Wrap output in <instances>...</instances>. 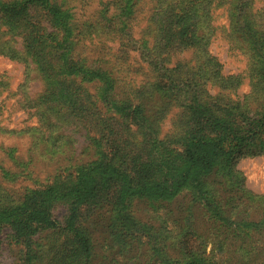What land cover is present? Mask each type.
Here are the masks:
<instances>
[{
  "label": "rangeland",
  "instance_id": "1",
  "mask_svg": "<svg viewBox=\"0 0 264 264\" xmlns=\"http://www.w3.org/2000/svg\"><path fill=\"white\" fill-rule=\"evenodd\" d=\"M69 1L74 12L72 22L77 26L74 32L72 24L65 25L67 17L49 21L36 12L26 17L28 21L41 19L48 29H57L59 45H51L50 41L40 43L33 52L26 50L27 63L0 54V211L22 202L32 191L46 194L49 186L76 185V169L92 165L95 160L99 164L93 165L95 170H89V175L98 185L95 195L87 201L78 202L74 194L52 200L51 225L45 228L43 224L34 225L33 230L37 231L23 239L16 238L9 224L0 219V264H16L26 249L40 246L42 240L51 248L46 260L50 264L60 263L61 254L52 249L68 244L71 236L79 239L80 232L88 230L98 240H104L105 245H97L105 246L97 257H105L107 264H132L137 255L154 254L158 234L150 230L146 221L153 225L159 219L162 222L160 215L165 208L157 211V202L151 209L149 203L143 204L135 195H125L130 181L137 188L145 176L153 175V170L155 184H167L172 179L185 182L184 193L168 200L167 210H174L175 219L181 216L187 219L185 231L191 230L193 234L195 264H264V155L232 153L226 160L216 155L217 174L209 176L207 183L215 186L220 198L216 197L218 203H211L208 212L206 200L201 198L196 203L189 200L199 183L194 180L204 173L201 163L192 164V160L183 156L175 157L170 168L174 172L168 176L164 168L158 167L157 158L145 164L151 134L141 136L132 120L130 99L148 90L149 97L145 96L144 101L146 111L153 116L152 128L161 138H171L173 147L181 151L180 137H175L183 120L179 107L169 100L164 85L152 84L161 76L141 58L130 40L150 31L148 19L154 14V25L161 34V38L152 39L155 53L168 50L167 31L163 27L171 18L179 29L184 17L174 12L181 13L179 7L188 0L166 6L164 0L160 4L157 0ZM211 1H205L203 12L197 8L187 18V26L194 30L191 44L179 41L172 44L168 64L177 67V75L189 76L204 65L203 55L212 57L220 64L221 74L239 75L238 89L230 95L234 100L243 101L249 93L258 97L257 91L264 92V86H257L252 61L259 52L263 53L264 0H232L231 4L227 0ZM259 12L262 14L256 15ZM92 24L97 34L88 36L87 28ZM18 30L14 28L15 32ZM205 31L208 38L201 52L197 36ZM18 38L15 40L19 41ZM75 59H85L89 65L98 59L103 72L85 76L87 69L82 63L79 66L83 71H72L67 65ZM207 87L210 95L218 93L212 82ZM105 89L111 94L106 100ZM192 91L191 98L193 94H202L199 86ZM218 96L223 98L221 94ZM209 100L213 107L223 108L240 122L244 110L264 106L262 102H254L248 105L249 109L246 105L233 110L221 106L216 99ZM37 108L46 113L45 119L35 115ZM209 147L199 146L198 157H204L203 149ZM108 164L113 169H108ZM186 174L189 178L183 180ZM132 212L139 224L130 220ZM215 220L222 222V229L216 227ZM134 241L139 248L132 251L129 246Z\"/></svg>",
  "mask_w": 264,
  "mask_h": 264
},
{
  "label": "trees",
  "instance_id": "2",
  "mask_svg": "<svg viewBox=\"0 0 264 264\" xmlns=\"http://www.w3.org/2000/svg\"><path fill=\"white\" fill-rule=\"evenodd\" d=\"M138 1V0H137ZM161 0H157V4H160ZM179 0H164L163 5L166 6L169 3L172 5ZM206 0H188L186 4L181 5L179 8L181 13L174 12L176 16L181 15L184 17L182 23L179 25V29H176V22L169 19L167 26L163 27L167 31L166 36L168 39V50L163 49L162 52L155 53V43L152 39L155 37L161 38V34L158 33V27L155 24L154 14H150V24L148 28L150 31H145L139 38H133L130 41L135 45V49L138 50L140 56L150 65L155 72H159L160 78H157L152 84L164 85V89L169 92V100L174 102L179 107L181 117L180 130L175 137H180L181 151L173 147V142H170L171 138H161L159 132L152 128V117L146 109L144 98L149 97L148 90L141 92L140 96H133L130 99L129 104L131 106V116L134 125L138 128L141 136H145L146 132L151 134V139L148 141L150 144L147 164L153 158H157L161 166L166 170L168 176L174 171H170L172 168L175 157L183 156L187 161L192 160V164L201 163L202 174L200 179H195L194 182H199L194 187L193 194H190L189 200L191 202H201V198L206 200L208 206L205 209L212 208L211 203H218L216 197L220 196L215 192V186L207 183L209 176H215L217 174V168L215 163L217 161L216 155L223 160H226L232 153L241 156H257L264 155V106L255 108L254 110H244L241 114V122L236 118L228 115L224 110L213 107L210 103V98L216 99L220 102L221 106L228 107L233 110L241 109L246 106L248 109L254 102L264 103V92L257 91L258 97H253L251 94H246L244 100H234L230 95L235 93L238 89V77L239 75H223L220 73V64L214 61V58L203 55L204 65L193 75L191 78L187 76L177 75L175 73L176 66H169V57L172 51V44L176 42H184L191 44V38L194 30L192 26H187V18L197 8L203 12ZM211 1V0H210ZM232 0H227L228 4H231ZM70 1L66 0H0V54L8 56L9 58L24 61L27 63L25 51L33 52L35 47L40 43L59 45L58 39L59 31L57 29H48L41 19H32L28 21L26 17L30 14L41 13L47 20L53 18H65L67 17L65 25L72 24V31L76 30V25L72 22L74 12L73 6H69ZM212 1L208 4L209 23L211 21ZM178 6L180 4H177ZM211 6V7H210ZM230 7V6H229ZM230 9V8H229ZM177 10V9H176ZM179 13V14H178ZM262 12H259L260 15ZM38 18V17H37ZM256 19V17H255ZM174 23L171 27V23ZM57 24V22H56ZM210 25V24H209ZM18 28V32L14 31V28ZM130 30L132 26L127 25ZM124 28H126L124 26ZM124 28L121 32L124 33ZM90 30L88 36L96 33V28L92 24L88 28ZM251 29V28H250ZM163 31V30H161ZM212 33L211 30H207ZM207 31L199 34L198 50L202 52L203 42L207 40ZM11 37L7 38V35ZM79 34H82L79 32ZM131 35V32L129 33ZM84 35V34H82ZM19 37V41L15 38ZM90 40L91 38H83ZM20 42V46L18 43ZM166 46V44H165ZM263 53L257 54V59L252 61V68L255 70L257 76V86H264V46L262 47ZM165 51V52H164ZM253 51H257L253 48ZM164 52V56L162 53ZM83 64L86 70L85 76H92L103 72L102 67L99 64V60H95L94 63L89 65L87 60H71L67 65L72 71L81 70L83 68L79 66ZM85 65V66H84ZM98 71V72H97ZM106 73L107 71L104 70ZM195 81H198L195 82ZM212 82L213 85L218 87V93L214 95L209 94L207 85ZM110 85V84H109ZM151 85V84H150ZM199 86L202 88V94H193L192 88ZM162 87V86H161ZM111 90H113L111 88ZM219 94L223 98H219ZM209 97L208 99L205 98ZM111 97L109 89H105V100ZM138 97V98H137ZM249 97L252 100H249ZM209 103H207V102ZM230 101V104H229ZM40 107V105H38ZM155 113V112H154ZM45 112L41 108H37L35 115L41 116L45 119ZM208 144L210 149L205 148L203 151L204 157H198L199 146ZM171 152H175L172 156ZM196 156V158H195ZM227 156V157H226ZM165 157L168 160L163 159ZM231 159L233 156L230 157ZM99 164L98 160H95L92 165H86L78 167L76 169L78 173V181L76 185L70 187H64L63 185L50 187L45 191L46 194H42L41 191L35 190L25 195L22 202L16 204L12 208L0 211V219L9 224L14 230L15 237L23 239V236L33 235L37 229L33 230L34 225L43 224V228L51 225L52 213H51V201L64 195L74 194L79 200L78 202L87 201L88 198L95 195L97 180L90 176L89 173L95 170L93 165ZM102 168V167H101ZM108 169H113V166L108 164ZM91 170V171H89ZM211 173H214L211 175ZM155 173L153 170L152 176H145L143 182L135 188L134 181H130L125 188L126 194H133L138 200L144 203H149L151 209L154 208V203L157 202V211H161L165 208V211L161 213L160 217L162 222L157 220V225L146 223L151 226L152 231H155L158 235L154 246V254L149 255L143 253L137 255L136 260L132 264H195V256L193 251V234L191 230L186 232V221L184 216L175 219V212L173 209L167 210L169 205L168 200L173 199L175 196L184 193L185 182L181 179L174 182V179L167 184H155ZM189 174L183 176V180H187ZM169 182V179L167 178ZM135 188V189H134ZM186 194V195H187ZM183 195V197H186ZM223 196V195H222ZM232 195L231 197H233ZM229 197V195H227ZM235 197V196H234ZM241 197V196H240ZM222 219V218H221ZM132 221L139 224L135 214L132 212ZM218 223V224H217ZM217 228L222 229V222L214 221ZM73 231H71V234ZM166 234H169L166 235ZM70 242L64 246H55L53 251L61 254V261L57 264H107V261L97 257V254H101L100 250L105 246H97L99 244L105 245L104 240L100 241L91 232H80L79 239L74 240L70 237ZM160 239H166V242H162ZM163 243V245L160 244ZM48 243L42 240L40 246H30L25 250V255L20 258L16 264H50L46 258L49 256L47 252L50 251ZM159 246V247H158ZM162 246V247H161ZM139 244L137 241L131 243L129 249L138 250ZM49 250V251H48ZM144 255V257H142ZM45 257V259H44ZM125 263V262H124ZM199 264V263H198Z\"/></svg>",
  "mask_w": 264,
  "mask_h": 264
}]
</instances>
